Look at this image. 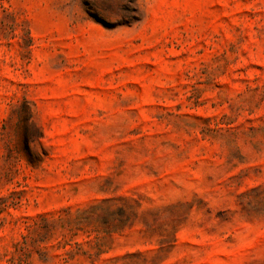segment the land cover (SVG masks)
Here are the masks:
<instances>
[{
  "label": "rangeland",
  "instance_id": "rangeland-1",
  "mask_svg": "<svg viewBox=\"0 0 264 264\" xmlns=\"http://www.w3.org/2000/svg\"><path fill=\"white\" fill-rule=\"evenodd\" d=\"M0 264H264V0H0Z\"/></svg>",
  "mask_w": 264,
  "mask_h": 264
}]
</instances>
